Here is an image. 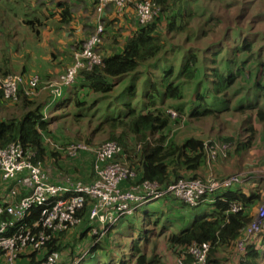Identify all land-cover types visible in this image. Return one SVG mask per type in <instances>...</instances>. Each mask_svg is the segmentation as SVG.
<instances>
[{"label": "trees", "instance_id": "trees-1", "mask_svg": "<svg viewBox=\"0 0 264 264\" xmlns=\"http://www.w3.org/2000/svg\"><path fill=\"white\" fill-rule=\"evenodd\" d=\"M140 1L142 0L137 2ZM150 1L156 9L152 20L147 24L138 23L120 54L104 58L101 66L83 70L80 75L84 77L85 85L71 98L69 96L63 101L59 109L64 116L70 118L69 125L86 123L87 133L107 135L108 140L116 143L128 157L133 152V148H129L133 141L136 149L139 146L138 162L143 172L142 180L156 182L158 189L162 190L178 179L206 181L201 172L212 147L219 152L220 147L227 144L230 147L228 155L232 149L246 151L254 135V130L246 128L245 131L251 133L252 137L246 136L242 139L243 143L235 140L239 133L230 137L220 136L209 143L198 137H188L177 142L170 138V128L183 123L186 115L206 118L228 112H255L257 121L264 123L262 50L256 49L255 44L241 34L239 27H225L224 22L214 17L209 9L213 3L222 5L227 10L238 6V19L244 16L252 22L253 15L259 13L257 10L264 0ZM208 12L213 14L208 15ZM0 22L4 23L1 14ZM6 29L8 34H12V26L9 25ZM210 38L214 40L203 42ZM176 39L182 45L176 44ZM9 62L8 56L0 57L1 78L15 76L21 79V84L18 86L13 110L1 108L0 149L17 145L24 155L30 153L32 162L44 161L47 155H53L47 146L50 123L42 119L43 103H37L28 94L45 89V82L26 77L24 67L19 74H13ZM241 81L246 87L243 86L241 92L233 90ZM120 82L126 83L119 87L117 85ZM189 89L193 100L184 103ZM68 101L71 104L66 107ZM170 111L176 113V118L169 114ZM73 137L76 135L73 134ZM60 140L71 142V145L77 143L65 138ZM116 158L119 161V157ZM257 185L246 194L239 186L219 193L207 205L212 208L210 214L192 219H188V212L202 207V202L191 207L178 198L167 195L161 201L163 205L170 206L168 220L167 217L165 221L160 220L159 210L146 208L136 214L133 221L128 222L130 242L120 253L121 258L109 256L105 246L110 244L111 237H105L102 244L98 242L90 248L84 262L165 264L163 255H171L173 250L162 253L156 247L159 238L166 235L163 240L174 250L192 243L209 244L210 264H220L217 255L223 251L233 256L235 264H264V226L251 239H247L246 235L262 197V190ZM233 205L238 209L236 212L231 211ZM0 206H3L1 200ZM157 207H163L162 203ZM40 211L41 208L38 207L30 210L24 221L26 227L39 219ZM85 214L84 211L79 212L77 217L84 220ZM137 224L141 231L134 238L133 231ZM76 227L52 235L38 255L36 252L24 251L18 255L14 264L21 258L24 264H32L37 261L36 258L42 260L50 252H60L59 248L67 240L65 235L70 237V232ZM84 229L90 232L94 225L90 223ZM87 239L94 241V237L90 235H87ZM243 240L244 251L239 252L237 244ZM141 241L145 243L142 246ZM154 241L155 245L147 249ZM123 244L124 240L119 238L116 246ZM127 249L131 250L130 254L122 256ZM85 252L82 249L73 251L72 258L60 253L68 262H74ZM175 256H184L181 264H191V259L181 251L175 252Z\"/></svg>", "mask_w": 264, "mask_h": 264}, {"label": "built area", "instance_id": "built-area-1", "mask_svg": "<svg viewBox=\"0 0 264 264\" xmlns=\"http://www.w3.org/2000/svg\"><path fill=\"white\" fill-rule=\"evenodd\" d=\"M130 0H95L98 13H102L108 6H113L115 12L121 15L129 5ZM136 15L140 24H147L156 15V9L150 0H143L135 4ZM102 26L96 28L95 33L83 44L81 51L76 53V64L69 70V74L61 79V85L71 81V76L83 64L89 67L100 63V58L95 51L99 43ZM21 79L15 76L0 77V92L6 100L15 99ZM57 84L51 85V87ZM60 86V85H59ZM175 117V113L171 112ZM80 145L70 146L67 151L74 155ZM21 148L11 145L0 151V174L5 182H16L28 192L17 199L14 196L19 191H11L0 206V264H14L18 255L24 251L40 253L43 246L55 233H63L76 227L80 220L77 213L89 207L88 220L94 225L92 235L94 244L100 242L104 236L114 228L121 219L130 216L133 206L130 204L141 201L143 197L135 192V188L128 191L122 190V185L135 177V172L123 166L117 159L118 149L114 143H104L95 147L94 174L92 183L82 181L50 182L44 174L40 163L36 165L24 157ZM224 147H220L219 152ZM218 152L215 148L209 151V157L215 159ZM256 177L264 182V172L254 176L241 174L229 176L220 180L208 178L199 180H177L169 184L163 191L157 190V185L145 182L142 190L149 200H154L164 195H173L189 206H196L204 199L211 198L232 186L241 185L247 180ZM34 207L41 208L39 219L26 227L25 219ZM238 209L233 206L232 212ZM264 226V193L256 215L246 230L247 239L254 237ZM246 238V237H245ZM237 244L239 252L244 251V242ZM209 245H193L188 248L192 264H208L207 256ZM43 255V254H42ZM32 264H79L81 260L68 262L58 252H50L42 260ZM64 259V260H63Z\"/></svg>", "mask_w": 264, "mask_h": 264}, {"label": "crops", "instance_id": "crops-1", "mask_svg": "<svg viewBox=\"0 0 264 264\" xmlns=\"http://www.w3.org/2000/svg\"><path fill=\"white\" fill-rule=\"evenodd\" d=\"M137 1L130 0L125 12L118 15L112 6L106 8L102 13H98L95 7V0H0V14L4 20V23L0 22V34L3 30L6 32L3 38L5 40L0 43V57L8 56L12 69V63L14 61L19 62L21 65L15 70L21 71V68L24 67V73L27 74L26 77L32 78V80L39 79L45 83L51 80L58 81L74 65V52L76 48L90 38L100 21L104 23L105 31L100 43L97 45L99 55L104 59L121 53L124 43L133 35L138 25V18L135 12V3ZM9 25L13 27L12 34H8L9 31L6 29ZM20 28L22 29L20 30ZM18 34H24L23 43H25V40L29 41V44L24 46V49L21 48V50L19 49L20 46L11 48V46H17L19 43L17 39ZM34 47L38 51L34 50L33 52L32 49ZM78 81L79 79H77V83ZM71 90L67 89V92ZM1 102L5 103V100H0ZM6 102L15 103V101ZM53 116L54 113H51L50 118ZM54 122L57 124L56 120ZM63 123L69 124L64 119ZM58 136L60 139H63V135ZM222 147H224L221 150L222 155L218 152L217 157L224 161L226 160L225 158H229L231 155H228V145H223ZM137 149L138 151H133V153L139 156V148L137 147ZM81 156L83 158H89L88 154H81ZM119 159L126 166L132 165L131 158L126 155L125 157L121 155ZM88 160L90 163V172L92 173V162L90 159ZM80 161L82 159L75 161L66 158V155L61 153L47 155L44 158L43 171L50 182H59L66 179L76 182L81 177L83 180H87L86 182H90L92 178H89V176L84 178L86 172L83 171ZM133 169L136 171V178L133 181L123 184L122 190L128 191L131 188H136L140 190V193L142 190L141 186L144 183L143 181L147 180H142L143 172L139 163L134 165ZM203 171L201 173L205 179L212 177L223 178L237 173H245L231 171L217 172L216 170L215 172L209 173L205 166ZM257 184L258 182L252 180L244 185L247 187V190H243V192L245 194L250 192L248 188H254ZM239 187L242 189V186ZM19 190L22 194L25 193L23 189L19 188ZM161 203L163 207H157ZM207 205L204 204L202 207L195 208L202 210L201 212L195 211L192 214L189 211L187 214L188 219H192L200 214H210L212 208L207 207ZM169 207V204L163 205L161 200L152 202L148 206V208L157 209L161 212L160 220L162 221H165V217L168 220L170 214ZM134 217L132 216L131 218L122 220L119 225L121 226L125 220L127 223L131 220L133 221ZM86 221L90 224L88 216L85 217ZM90 233L91 231L87 235L91 236ZM127 235H129L128 230ZM80 237L81 232L70 234V238L74 240L80 239ZM168 248L172 249L173 252L181 251L179 248L175 250L171 247ZM183 257L178 258L175 256L173 264H176ZM17 262V264H24L23 258L18 259ZM232 263L235 264V261ZM165 264L169 263L165 262Z\"/></svg>", "mask_w": 264, "mask_h": 264}, {"label": "rangeland", "instance_id": "rangeland-1", "mask_svg": "<svg viewBox=\"0 0 264 264\" xmlns=\"http://www.w3.org/2000/svg\"><path fill=\"white\" fill-rule=\"evenodd\" d=\"M209 9L214 14L212 12H208V15L213 14L214 17H218L219 19H221V21L224 22L223 24L225 25V27L233 26V25H234V27L235 26L239 27L242 31L241 34L248 41L254 43L256 49L262 50L261 60L264 62V3L257 10V12H259V13L253 15L252 22L250 21L251 20L250 18L244 17V16L242 18L239 17V19H238V16H239L238 6H236L233 9L227 10L222 5H219V4L215 5L213 3L209 6ZM103 25H104V23H103ZM21 29L22 28H20V30ZM5 35H6V32L3 30L2 33L0 34V43H2L3 40H5V39H3L5 37ZM249 36H251V37L249 38ZM23 37H24V34H18L17 39H18L19 43L17 44V46L16 45L11 46V48L20 46L19 47L20 50H21V48L24 49V46L29 44V41L25 40V43H23L24 42ZM208 40H210V41H208ZM208 40L207 39L203 40V42L206 41L208 43V42L213 41L214 39L211 40V38H210ZM174 42L176 44L182 45L178 39H176ZM194 46H195V44H194ZM196 46H200V44H196ZM34 50H36L35 47L32 49V51L34 52ZM36 51H38V50H36ZM12 64H13V69H12L13 74H19L20 71L15 70V69L17 67H19L21 64L19 62H16V61H14ZM25 75H27V74H25ZM46 83H45V86H47ZM120 83H118L117 86L120 87L125 82L121 83V84ZM243 86L246 87V85L241 81V83H239L237 85V87L234 88L233 90H238L239 92H241ZM45 89L43 88L40 90H35L33 92H30L28 94V96L32 97V99H35L37 101V103L38 102L43 103L46 100L48 94L50 93V91L45 90ZM140 96H141V94H140ZM190 100H193V97L191 98V89H189L187 91V98L184 100V103H188ZM59 101H60V99H57L55 101V104ZM11 104H12L11 102H6V101H5V103L1 102L0 103V112H2L1 108L7 109V110H13V108H12L13 104L12 105ZM174 118H176V117H174ZM184 119L185 120L183 121V123H179L178 125H173L170 128L169 136H170V138L176 140L177 142H181L183 139L188 138V137H198V138H201L204 142L209 143V142H211V140L219 138L220 136L221 137H225V136L230 137V136H234V134L239 133L237 139H235V140L237 142L243 143V140H242L243 138H246V136L252 137L251 133L245 131L246 128H251L252 130H254V135H253L251 144L249 145V147L247 148L246 151L240 152L241 150L237 151V150L232 149V151L230 152L231 157H229V158L227 157L228 159L225 158L226 160H224V161H222L221 158H218L215 160H211L210 158H208L207 163L205 164V167L207 168V171L209 173L215 172V170L217 172H226V171H231V172H236V173L237 172H245L242 174H247V175H251V174L256 175L260 172H264V123H260L257 121V118L255 116V112H253L252 114H249L247 112H245L243 114H231V112H228L225 114L222 113L220 115H217L216 117L213 114V116H209L206 118L205 117L193 118L192 116L186 115V118H184ZM64 120H67L68 122H70L69 118H64ZM65 128H67V129H65ZM87 130H88V126L86 123H81L78 125L77 124H74V125L68 124L67 125V124L63 123V119L60 118L59 120H57V124H55V122H53V124L49 127V133L50 134L48 135L49 138L47 139L48 145H50V144L55 145L57 143L62 144L63 141H61L60 138L57 137V135H60V134L63 135V138H65V140L72 141V142H84V143H87L91 146H97V145L101 144L102 142L108 141L107 135L102 134V133L98 134V133H94V132L87 133ZM73 134H75L76 137H73ZM131 142L132 143H131V146L129 148L130 149L133 148V151H134V143H133V141H131ZM66 144H68V143H66ZM241 145L242 144H240V146ZM48 148H49V146H48ZM235 149H237V147ZM49 150H50V148H49ZM242 150H244V149H242ZM135 157H136V153L132 152V154L130 156L131 160H133ZM75 158H76L75 161L78 159H82V161H80V163L82 165L83 171L86 172L84 178H87L88 176H89V178H92V173L90 172V163L88 160L89 158H87V157L83 158L82 156H77ZM84 168H85V170H84ZM213 178H215V177H213ZM77 180L83 181V178L81 177V178H78ZM84 181H87V180H84ZM256 182H257V180H256ZM257 187H259L260 190H262V195H263L264 184H263L262 180H258ZM242 189L247 190V187L243 186ZM250 189H252V188H248V190H250ZM8 193H9L8 185L3 183V181L1 180V175H0V200L4 201L5 197ZM21 194H22V192L19 191L14 196V199H17L18 197H20ZM260 204H261V202L256 207V209L254 211V215H256L257 209L260 206ZM146 208H148V207H146ZM195 211L201 212L202 210L192 209L191 213L193 214ZM86 216H87V212H86L84 218ZM199 216H202V214H200ZM82 223H84V224H82ZM85 225H87L89 227L88 222L87 221L85 222V219H84V220H82L81 223L78 224V226L74 230H72L70 232V234L76 233V232L77 233L81 232L80 239L74 240V239L70 238L69 235H65L67 240L65 241V244H63L59 248V251L62 252L65 256L72 258L73 257V255H72L73 251L78 252V250H80V249H82L84 252L88 251L90 253V248L92 247L94 241L91 239H87L88 231H85V229H84ZM79 229H80V231H78ZM127 229H128V223L125 220L121 226L118 225L116 228L113 229V231L108 232L104 236V238L105 237H111L110 244L105 246V248H107V250H108L109 256H115L116 255V256L120 257V253L126 247V245L130 242V236L127 235ZM140 231H141L140 225L137 224L134 231H133V237L137 238V235L140 233ZM166 234H168V233H166ZM165 236L159 238V241H158V244L156 247V250L160 251L162 253L164 251H165V253H167L169 251V248H167L168 246L165 243V239H166ZM104 238H102V240L100 241L101 244L103 243ZM119 238L124 240V244L122 246H119V245L116 246ZM163 238H165V239L163 240ZM155 243H156V241L152 242L147 247V249L150 246H154ZM143 244H145V243H143V241H141L140 246H142ZM144 249H146V246ZM130 252H131V250L127 249L122 254V256H128L130 254ZM225 256H227L229 258L226 259ZM217 258L220 260V264H233L232 262L235 261V259H233V256L231 254H226L224 251L220 252L217 255ZM162 259H163V262L173 264L174 259H175V252H172V254L168 255V256L163 255ZM83 263L87 264L86 262H83ZM116 264H117V262H116Z\"/></svg>", "mask_w": 264, "mask_h": 264}, {"label": "clouds", "instance_id": "clouds-1", "mask_svg": "<svg viewBox=\"0 0 264 264\" xmlns=\"http://www.w3.org/2000/svg\"><path fill=\"white\" fill-rule=\"evenodd\" d=\"M143 1V0H142ZM137 3V2H136ZM135 3V4H136ZM109 7V6H108ZM107 7V8H108ZM113 7V6H112ZM136 12V11H135ZM152 20V19H151ZM99 21H100V19H99ZM138 23H139V21H138ZM140 24V23H139ZM102 26V33H101V35L98 37L99 38V43H100V40H101V37L103 36V34H104V31H105V27H104V25H103V23L100 21L99 23H98V25H97V27L98 26ZM96 27V28H97ZM96 28H95V30H94V32H93V34L95 33V31H96ZM92 34V35H93ZM91 35V36H92ZM90 36V37H91ZM87 41V40H86ZM86 41H84L80 46H78L77 48H76V50H75V52H74V65L76 64V59H75V55H76V53H78V52H80L81 51V48H82V46H83V44L86 42ZM98 45V44H97ZM97 45H96V48H95V51H96V53L98 54V56H99V58H100V63L99 64H95V65H92V66H88V65H85V64H83V67L82 68H79L77 71H76V73H74L72 76H71V81L70 82H68L67 84H62L61 85V79H62V77L58 80V81H50V82H47L46 84H47V86H45V90H48V91H50V93L48 94V96H47V98H46V100H45V102L43 103V109H42V114H43V120L44 121H47L48 123H53L54 121V119L57 117V119H56V121L57 120H59L60 118H62V119H64V118H68V117H66V116H64V114L60 111L61 109H59L60 108V105H61V103L63 102V101H66L68 98H69V96H70V98L73 96V94H75L76 93V91L77 90H79L80 89V87L81 86H83V85H85V79H84V77L83 76H81L80 75V73L83 71V70H85V71H88V70H91L92 68H94V67H97V66H101V64H102V61H103V59L101 58V56L99 55V53H98V48H97ZM73 65V66H74ZM72 66V67H73ZM71 67V68H72ZM70 68V69H71ZM69 69V70H70ZM69 70H68V72L65 74V75H68L69 74ZM64 75V76H65ZM1 77V76H0ZM77 79H79V81H78V83H77ZM83 81H84V83H83ZM122 83H124V82H122ZM126 83V82H125ZM54 84H57V85H55V86H53V87H51V85H54ZM60 85V86H59ZM67 89H72L71 91H69V92H67ZM115 89H117V87L115 88ZM115 92H117V93H119V91H117V90H115ZM18 94V93H17ZM0 95H1V97H0V100H5V101H15L16 100V98H17V95H16V97H15V99H10V100H6V99H4L3 97H2V93L0 92ZM138 96H139V94H138ZM57 99H60V101L59 102H57L56 104H55V101L57 100ZM124 100V97H122V101ZM55 104V105H54ZM71 103H70V101H68V102H66V107L67 106H69ZM171 112H173V111H170L169 112V114L171 115ZM51 113H54V116L52 117V118H50V114ZM174 113V112H173ZM175 115H176V113H175ZM70 119V118H69ZM131 141V140H130ZM107 142H110V143H114V142H111V141H105V142H102L101 144H99V145H97V146H91V145H89V144H87V143H84V142H77L75 145H71L70 143H68V144H66L65 142H62V144H55V145H53V144H50V145H47V146H49V148H50V151H52V153L53 154H57V153H61V154H64V155H66V158H70V159H72V160H75L76 158L75 157H77V156H81V154H88V156H89V159H90V161L92 162V167H93V169H92V179L90 180V182H86V181H84V183H92L94 180H95V174H94V154H93V149L96 147H99L100 145H102V144H104V143H107ZM114 144H116V143H114ZM76 145H80V146H82V148H78L77 150H76V152H75V154L72 156V155H70L69 153H68V151H67V149H68V147H70V146H76ZM227 145V144H226ZM116 146H117V149H118V153L116 154L118 157H120L121 155H124V157H125V153L122 151V149H120L119 147H118V145L116 144ZM8 148V147H7ZM138 148H139V146H138ZM4 149H6V148H3V149H0V151H2V150H4ZM230 149V147L228 146V150ZM134 151L135 152H137L138 151V149H136V147H135V145H134ZM220 154H221V152H220ZM24 155V154H23ZM29 155V152H27V154L26 155H24V157H26V156H28ZM222 155V154H221ZM116 156V157H117ZM139 158V156H137V154H136V157L132 160V165L131 166H126L124 163H122V161L119 159V162L123 165V166H125L126 168H128V169H130V170H132V171H134L135 172V174H136V171H135V169H133V166L134 165H137L139 162H138V159ZM210 158V157H209ZM26 159V158H25ZM117 159V158H116ZM211 159V158H210ZM211 160H214V159H211ZM28 161H30V162H32L31 160H30V158H28ZM33 164H37V163H40V165H41V168H42V170L44 169V166H43V163H44V161H40V160H37V161H35V162H32ZM44 172V171H43ZM1 175V174H0ZM234 175H237V174H233V175H229V176H234ZM238 175H241V174H238ZM247 175V174H246ZM229 176H226V177H229ZM250 176H254V175H250ZM226 177H223V178H226ZM136 178V175H135V177L133 178V179H129V180H127V182L126 183H128V182H130V181H133L134 179ZM213 178V177H212ZM223 178H214V179H216V180H220V179H223ZM1 180H2V178H1ZM67 180V179H66ZM178 180H180V179H178ZM182 180H185V179H182ZM207 180V179H206ZM252 180H254L255 182H256V180H257V182H258V180L259 179H256V177H254V178H251V179H249V180H247L246 182H244V183H242L241 185H236V186H244V185H246V184H248L249 182H251ZM3 181V180H2ZM63 181H65V180H63ZM63 181H59V182H63ZM77 181H81V180H77ZM82 181V182H83ZM175 181H177V180H175ZM175 181H173V182H175ZM144 183L145 182H149V181H143ZM173 182H171V183H173ZM3 183H5V184H7L8 185V188H9V193L11 192V191H20L19 190V188L20 189H23V187L21 186V185H18L16 182H5V181H3ZM55 183H57V182H55ZM126 183H124V184H126ZM143 183V184H144ZM151 183H155L156 185H157V190L158 191H163L169 184H171V183H169L168 185H166L162 190H160V189H158L159 187H158V184L156 183V182H151ZM143 184H142V186H143ZM263 184H264V182H263ZM142 186H141V189H143L142 188ZM232 187H235V186H232ZM231 188V187H230ZM130 190V189H129ZM135 190V192L139 195V197H143V199L141 200V201H137V202H134V204L133 203H131L130 205L131 206H133V210H132V213H131V215L130 216H126V217H124L123 219H121L120 221H119V223L114 227V228H116L119 224H120V222L122 221V220H124V219H126V218H131L132 216H135L136 214H140V212H141V210H145L146 209V207H148L152 202H157V201H160V200H162V198H164L165 196H167V195H164V196H162V197H159V198H157V199H154V200H149V198H148V196L145 194V192L143 191V190H141V192L139 193V191L140 190H138V189H134ZM227 190V189H226ZM25 191V190H24ZM225 190H223V191H221V192H224ZM221 192H219V193H221ZM28 192H26L25 191V193L24 194H22V195H26ZM219 193H217V194H214L211 198H207L206 200L204 199L203 201H202V203H203V205L202 206H204V204H210L211 202H212V200L215 198V196L216 195H218ZM263 193H264V191H263ZM169 195V194H168ZM170 196H173V195H170ZM263 196V195H262ZM173 197H175V196H173ZM177 198V197H176ZM181 201V200H180ZM261 201H262V197H261ZM2 202L3 201H1V204H2ZM188 205V204H187ZM189 206V205H188ZM197 206V205H196ZM234 206V205H233ZM232 206V207H233ZM191 207H195V206H191ZM231 207V208H232ZM236 207V206H235ZM195 209V208H194ZM84 212H87V216H88V212H89V207H86V209H84L83 210ZM82 220V219H81ZM81 220H80V222H81ZM79 222V223H80ZM90 222V221H89ZM114 228H112V230L111 231H113V229ZM73 229V228H72ZM71 230V229H70ZM91 236H93L92 235V231H91ZM94 237V236H93ZM94 240H95V237H94ZM97 244V243H96ZM96 244H94V242H93V245L92 246H94V245H96ZM201 244H207V243H201ZM201 244H196V243H192L191 245H188V246H186V247H180L179 249L181 250V252L185 255L186 254V256L188 257V258H190L191 259V264L193 263V259L189 256V254H187L188 252V248L189 247H191V246H193V245H201ZM207 245H209V244H207ZM209 247H210V245H209ZM211 249V248H210ZM210 249H209V251H210ZM88 254H89V252L87 251V252H85L83 255H82V257H80L79 259H77V260H81L80 261V263L79 264H84L83 262H84V259H85V257L86 256H88ZM208 255H209V253H208ZM76 261V260H75ZM207 262H208V264H210L209 263V259H208V256H207ZM182 263V261L181 260H178V262H177V264H181Z\"/></svg>", "mask_w": 264, "mask_h": 264}]
</instances>
